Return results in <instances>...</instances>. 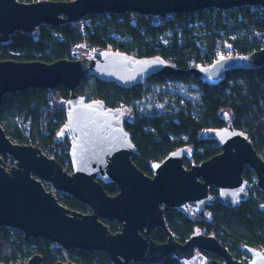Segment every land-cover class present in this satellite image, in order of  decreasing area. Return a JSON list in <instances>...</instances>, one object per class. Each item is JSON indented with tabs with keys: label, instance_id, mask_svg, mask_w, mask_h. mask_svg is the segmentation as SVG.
I'll return each instance as SVG.
<instances>
[{
	"label": "water",
	"instance_id": "obj_1",
	"mask_svg": "<svg viewBox=\"0 0 264 264\" xmlns=\"http://www.w3.org/2000/svg\"><path fill=\"white\" fill-rule=\"evenodd\" d=\"M261 7L264 0H74L22 3L0 0V45L5 46L16 32L34 35L41 25L77 24L89 15L137 14L164 18L203 10H234ZM80 60L43 62L0 61V108L6 94L28 89L70 91L66 103V123L59 140L69 137L73 173L45 151L12 141L0 124V228L23 233L25 240L41 239L62 247L66 252L105 253L112 264H162L170 255L181 264H209L207 254L219 257L217 264H264V251L244 247L249 262L235 259L216 238L199 229L184 244L169 230L163 206L189 214L195 204L201 213L212 204L210 188L218 190L219 199L231 206L247 200L243 177L250 168L257 187L264 191V160L255 150L249 135L228 125L205 130L202 140L217 143L221 153L194 166L184 167L192 150L182 147L152 167L154 177H147L134 164L136 150L125 120L127 108H107L101 100L87 101L76 91L82 80L94 78L122 88L140 86L156 77L172 78L189 73L215 86L232 71H249L264 65V48L258 52L223 58L212 65L182 71L160 57L136 58L114 51L91 52ZM229 121V116L224 115ZM15 161L7 169L2 157ZM64 193L91 210L82 214L64 207L52 190ZM115 184L119 193L109 195L103 184ZM264 212V204L261 207ZM105 221L122 224L112 234ZM166 233V244H158L151 231ZM20 264H43L40 255ZM58 264H75L64 260Z\"/></svg>",
	"mask_w": 264,
	"mask_h": 264
},
{
	"label": "trees",
	"instance_id": "obj_2",
	"mask_svg": "<svg viewBox=\"0 0 264 264\" xmlns=\"http://www.w3.org/2000/svg\"><path fill=\"white\" fill-rule=\"evenodd\" d=\"M37 3L45 0H18ZM72 2L74 0H49ZM85 45L98 52L114 51L136 58L160 57L182 71L209 66L230 56L248 55L264 48V9L244 7L234 10L209 9L191 14L168 15L164 18L137 14L89 15L77 24L41 25L34 35L16 32L5 46L0 45V61L43 62L75 60L78 47ZM177 81L195 86L197 101L184 99L173 111L137 115L131 107L142 102L147 91L143 85L122 88L94 78L84 79L76 93L87 101L101 100L106 107L130 110L125 129L135 145L132 160L147 176L151 165L164 161L182 147L195 150L193 161L186 167L200 165L221 153L217 143L202 140L208 129H232L246 132L255 150L264 160V65L249 71H232L225 81L211 86L189 73L172 78L156 77L147 82L164 84ZM70 91L28 89L6 94L0 108V124L6 135L19 145H32L51 151L63 169L73 173L70 161L71 139L59 140L66 123V103ZM229 121L224 120V115ZM12 160V159H11ZM247 200L231 206L212 191V204L190 221L176 211H166L169 230L184 244L196 230L216 238L235 259L247 257L244 247L264 251V191L257 187L255 173L246 168ZM105 191L114 196L113 184H104ZM49 187V185H48ZM60 204L69 210L91 214V210L72 197L61 193ZM112 234L121 231V224L104 222ZM151 238L158 244L167 242L166 233L158 229ZM69 258L75 264H112L102 252L71 250ZM66 251L57 244L41 240H25L23 233L0 228V264H20L40 255L43 264L64 261ZM221 259L209 255V264ZM246 263V262H245ZM162 264H181L172 255Z\"/></svg>",
	"mask_w": 264,
	"mask_h": 264
},
{
	"label": "rangeland",
	"instance_id": "obj_3",
	"mask_svg": "<svg viewBox=\"0 0 264 264\" xmlns=\"http://www.w3.org/2000/svg\"><path fill=\"white\" fill-rule=\"evenodd\" d=\"M91 48H88L85 45L78 47L75 51L74 58L75 60H80L84 54L91 56V52H95ZM147 96L140 102L131 107L134 113L137 115H152V114H161L169 111H173L182 106L184 99H190L193 102L197 101V89L195 86H185L182 83L177 81H167L164 84L156 82H146L144 84ZM72 140V139H71ZM53 159L55 155L51 151H45ZM7 169H10L15 166V161L7 156L2 157ZM12 159V160H11ZM44 183V188L46 190H52L54 194L59 198L61 192H56L51 185ZM247 189V188H246ZM248 190H246V193ZM17 231V230H15ZM64 260H69V253L66 252ZM249 257H244L243 261L248 263ZM216 263V262H215Z\"/></svg>",
	"mask_w": 264,
	"mask_h": 264
},
{
	"label": "flooded vegetation",
	"instance_id": "obj_4",
	"mask_svg": "<svg viewBox=\"0 0 264 264\" xmlns=\"http://www.w3.org/2000/svg\"><path fill=\"white\" fill-rule=\"evenodd\" d=\"M190 148V147H189ZM191 150H192V156H191V158L190 159H187V158H184V167L186 168V169H188V170H190L191 168H193L194 166H198V165H195V164H192V167L191 168H188V167H186V162L187 161H193V159H194V155H195V150L194 149H192V148H190ZM133 157V156H132ZM163 162V161H162ZM162 162H160V163H162ZM155 164V163H154ZM154 164H152L151 165V170H152V176H147V177H154V172H153V169H152V167H153V165ZM141 171V170H140ZM107 184H110V183H107ZM104 185V184H103ZM113 185H115V184H113ZM115 187L117 188V186L115 185ZM117 190H118V188H117ZM213 190H216L217 192H218V190L216 189V188H214V187H211L210 188V194L212 195V191ZM119 193V190H118V192L116 193V195ZM66 195V194H65ZM68 196V195H67ZM115 196V195H114ZM213 196V195H212ZM219 196V195H218ZM70 197V196H69ZM213 199H214V196H213ZM195 204L194 203H190V204H188V206H187V211H188V213L189 214H184V213H181L179 210H177V209H170V208H168V207H165V206H163L162 207V209L164 210V217H165V220H166V211L167 210H170V211H176V212H178L179 214H181L182 216H184V217H186V218H188L190 221H192V222H196L197 220H198V215L200 214V213H197V212H195ZM114 222H117V221H114ZM117 223H119V222H117ZM166 223H167V221H166ZM121 224V223H120ZM121 226H122V224H121ZM167 226H168V224H167ZM156 230H158V228L157 229H155V230H152L151 231V234H152V232L153 231H156ZM161 230V229H160ZM163 231V230H162ZM164 232V231H163ZM165 233V232H164ZM195 233V232H194ZM151 234H150V237H151ZM175 237V236H174ZM152 239V238H151ZM176 239V238H175ZM167 241H168V237H167ZM167 243V242H166ZM165 243V244H166ZM180 243V242H179ZM173 256V255H172ZM173 257H175V256H173ZM207 257H208V259H209V254H207ZM219 261H217L215 264H217Z\"/></svg>",
	"mask_w": 264,
	"mask_h": 264
}]
</instances>
